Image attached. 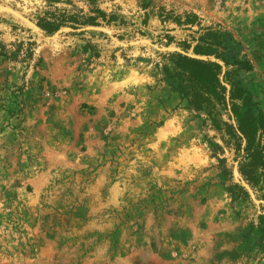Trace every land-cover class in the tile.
I'll use <instances>...</instances> for the list:
<instances>
[{"label":"rangeland","instance_id":"obj_1","mask_svg":"<svg viewBox=\"0 0 264 264\" xmlns=\"http://www.w3.org/2000/svg\"><path fill=\"white\" fill-rule=\"evenodd\" d=\"M93 2L113 19L45 34L44 1L0 0V264H264V165L242 180L228 106L213 126L161 70L218 31L264 112V0Z\"/></svg>","mask_w":264,"mask_h":264},{"label":"trees","instance_id":"obj_2","mask_svg":"<svg viewBox=\"0 0 264 264\" xmlns=\"http://www.w3.org/2000/svg\"><path fill=\"white\" fill-rule=\"evenodd\" d=\"M42 1L47 7L37 13L34 18L35 25L45 34L56 31L66 23L74 29L78 25L92 23L97 18L105 22L113 19L112 14H106L93 4V0H89L91 14L88 16L57 8L53 5L57 0ZM193 19L194 16L189 17L187 21L192 23ZM32 44H34L33 41H26L22 61L30 57ZM177 44L184 51L190 49L193 55L186 53L169 55L167 59L170 65L163 64L161 67L164 78L168 80L172 90L186 100L188 108L204 111L215 127L219 123L216 118V106L221 105L224 108L228 106L237 122V131L245 139L243 153L238 162V171L242 180L255 185L257 176L255 169L257 166L264 165V145H256V143L254 145L253 138L258 131L259 140L264 141V112L258 109L254 113L251 110L250 93L233 79L232 70L226 68L227 65H231L234 69L250 70L248 60L235 58L229 61L224 54L225 45L221 35L218 31L208 28L203 34L179 40ZM222 67L225 69L221 71ZM210 145L215 146L211 142ZM245 155L249 157L247 161L242 160ZM263 174L264 172L259 173V175ZM261 189L264 192V181Z\"/></svg>","mask_w":264,"mask_h":264}]
</instances>
